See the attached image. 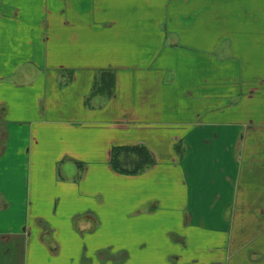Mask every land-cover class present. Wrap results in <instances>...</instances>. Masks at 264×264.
<instances>
[{
    "label": "crops",
    "instance_id": "0c3cea01",
    "mask_svg": "<svg viewBox=\"0 0 264 264\" xmlns=\"http://www.w3.org/2000/svg\"><path fill=\"white\" fill-rule=\"evenodd\" d=\"M122 146L154 164L114 171ZM74 215L120 264H264V0H0L7 264Z\"/></svg>",
    "mask_w": 264,
    "mask_h": 264
},
{
    "label": "rangeland",
    "instance_id": "374dc122",
    "mask_svg": "<svg viewBox=\"0 0 264 264\" xmlns=\"http://www.w3.org/2000/svg\"><path fill=\"white\" fill-rule=\"evenodd\" d=\"M117 206V204L112 205V209H115L118 213L119 209ZM81 208L74 205V214H77L75 212L79 211ZM17 209L18 206L15 205V213H17ZM46 219L50 220V223L45 220H36V222H34L32 218L29 219V225L30 227L32 225L34 233V236H32V247L29 251L28 249H14L11 254H9V260L13 256L15 258V264H23V261L25 264H120L127 257L124 251L118 249L117 236L115 239L111 237L102 240L99 238H97L98 240L92 239L89 234L96 227L97 222L95 223L90 220V218L87 219L80 215H74V224L72 223L74 233L70 234L69 238L66 239V243L62 246L63 249L61 253L58 254L59 250H57L55 241L57 238L61 241L62 237L55 234H53V236L51 235L48 228L50 224L55 226V223L52 221L51 216L46 217ZM14 220L16 222V217H14ZM104 226L105 225L101 226V232L104 231ZM117 226L118 221L114 220H112L108 226L112 237L117 233ZM35 241L40 242L43 248H41V246L36 247ZM103 241L106 243L103 244ZM70 249H74V253L71 252V255H67L65 252ZM2 251H4V249H2ZM2 251H0V263L7 264L6 256Z\"/></svg>",
    "mask_w": 264,
    "mask_h": 264
},
{
    "label": "trees",
    "instance_id": "16d2710c",
    "mask_svg": "<svg viewBox=\"0 0 264 264\" xmlns=\"http://www.w3.org/2000/svg\"><path fill=\"white\" fill-rule=\"evenodd\" d=\"M110 80V88L112 89L111 77ZM100 88L102 89V86H100ZM153 164L154 158L144 146H122L112 148L110 166L114 171L120 174H137L143 172Z\"/></svg>",
    "mask_w": 264,
    "mask_h": 264
}]
</instances>
